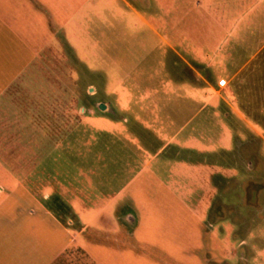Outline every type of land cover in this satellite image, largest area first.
Segmentation results:
<instances>
[{"label": "rangeland", "instance_id": "obj_1", "mask_svg": "<svg viewBox=\"0 0 264 264\" xmlns=\"http://www.w3.org/2000/svg\"><path fill=\"white\" fill-rule=\"evenodd\" d=\"M131 1L161 29L181 19L172 8L210 0ZM211 1L212 16L204 6L195 16L202 24H259L264 41V0ZM109 12L64 56L72 95L30 80L32 93L5 112L0 207L10 217L0 258L49 264L67 234L44 204L72 230L56 264H264V105H243L257 97L245 88L229 118L225 94L184 75L179 60L143 61L149 30L140 19L133 51L115 48L122 21Z\"/></svg>", "mask_w": 264, "mask_h": 264}, {"label": "crops", "instance_id": "obj_2", "mask_svg": "<svg viewBox=\"0 0 264 264\" xmlns=\"http://www.w3.org/2000/svg\"><path fill=\"white\" fill-rule=\"evenodd\" d=\"M146 1L147 6L151 5L150 0ZM114 6L117 9H113ZM197 6L201 9L204 4L198 1ZM172 9L181 15V19L175 24H163V29H159L131 0H0V126L8 123L5 112L22 105L26 92L32 93L26 91L30 89V80H48L51 91L58 95L73 94L74 76L66 70L67 58L64 56L73 55L76 46L85 45L88 28L94 23L105 22V12L110 11V15L114 10L122 21L115 27L119 38L114 42L115 48H125L129 54L130 49L133 51L139 29L135 20L140 19L149 30L144 62L153 61L151 58L156 53H160V61L179 60L186 69L184 75L214 91L216 96L225 94L229 118L233 111H239L237 96L249 95L245 92L248 87L257 97L243 99V105H252L249 109L252 111L261 110L258 106L264 105V100H260L264 99L263 26L234 23L232 27L224 28L222 24L212 25V17L204 25L199 17H195L201 14L199 8L197 11L189 6ZM204 9L205 14L212 16L211 0ZM222 31L223 39L218 35ZM58 63L64 65L63 69ZM222 79L228 82L223 88L219 86ZM147 80L150 82L151 79ZM184 84L192 87L189 79ZM241 117L252 127L260 125L252 124L244 115ZM260 117L264 121V116ZM38 206L44 208L46 220L52 218L67 234L64 244L50 258L49 264H56L72 249V230L62 224L61 217L50 207ZM39 208H28L27 217H36ZM9 217L0 207V247L4 245V224ZM0 264L9 262L0 258Z\"/></svg>", "mask_w": 264, "mask_h": 264}, {"label": "water", "instance_id": "obj_3", "mask_svg": "<svg viewBox=\"0 0 264 264\" xmlns=\"http://www.w3.org/2000/svg\"><path fill=\"white\" fill-rule=\"evenodd\" d=\"M98 108H99L100 110L106 111L107 109H109V106H108L107 104L100 103V104L98 105Z\"/></svg>", "mask_w": 264, "mask_h": 264}, {"label": "built area", "instance_id": "obj_4", "mask_svg": "<svg viewBox=\"0 0 264 264\" xmlns=\"http://www.w3.org/2000/svg\"><path fill=\"white\" fill-rule=\"evenodd\" d=\"M228 84L227 80L226 79H222L219 81V86L220 87H226V85Z\"/></svg>", "mask_w": 264, "mask_h": 264}, {"label": "flooded vegetation", "instance_id": "obj_5", "mask_svg": "<svg viewBox=\"0 0 264 264\" xmlns=\"http://www.w3.org/2000/svg\"><path fill=\"white\" fill-rule=\"evenodd\" d=\"M130 217V216H129Z\"/></svg>", "mask_w": 264, "mask_h": 264}]
</instances>
